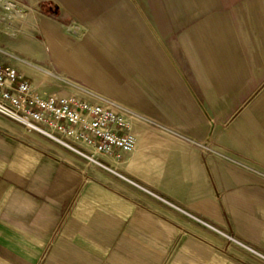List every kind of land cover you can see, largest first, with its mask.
Instances as JSON below:
<instances>
[{
  "label": "crops",
  "instance_id": "obj_1",
  "mask_svg": "<svg viewBox=\"0 0 264 264\" xmlns=\"http://www.w3.org/2000/svg\"><path fill=\"white\" fill-rule=\"evenodd\" d=\"M28 3L84 12L83 0ZM168 3L137 33L113 29L124 72L138 71L141 123L130 150L96 165L107 172L0 120V264H259L226 234L221 191L243 186H228L226 165L203 148L213 122L220 149L264 160V108L253 114L264 98V0ZM255 228L246 220L236 235L259 245Z\"/></svg>",
  "mask_w": 264,
  "mask_h": 264
},
{
  "label": "rangeland",
  "instance_id": "obj_2",
  "mask_svg": "<svg viewBox=\"0 0 264 264\" xmlns=\"http://www.w3.org/2000/svg\"><path fill=\"white\" fill-rule=\"evenodd\" d=\"M28 1L29 0H0V61L4 64L15 66L20 74L24 75L29 82H34L41 93H77L78 95L81 94L80 96L94 99L92 95L76 92L78 90L69 84L75 83L85 88L83 90L89 89L116 102L114 99H119L117 93L114 91H112V93L101 91L82 80L80 77L66 73L55 61L51 50L52 44L56 43L62 50L67 52L71 51L73 47L79 46L81 51L89 57L91 62H93L108 79L114 82L116 88L132 92L128 94L133 99H129L128 101L119 99V101L123 105L129 107L133 114L140 115L141 113L138 109L139 93H137L138 71L133 69L130 73L128 70L124 72L123 61L117 60V57H119L117 56L118 53H123L124 46L119 45V42L123 40L121 38H116L118 35L115 34H118V31L113 29L124 27V32L126 34H129V32L131 33V31L137 33V22H139V20L143 24L147 22L149 26L151 25L150 22L153 21V17H155L156 14V7L165 8L164 11L166 10L165 12L169 15V0H83L82 8L84 12L78 14L63 13L62 9H65L64 7H55L48 3H35V6H33L28 3ZM29 12L33 14V19H27L25 17ZM132 19L136 20V22H133ZM49 25L55 26L57 29L49 27ZM92 26L93 28L95 27L102 30L100 31L99 39H96L97 36L93 34ZM23 35L29 37V40L34 43H36L35 40H37L41 44V50L35 48L36 53L34 55H40L44 52L43 59L33 56V54H30L23 48V39L21 38ZM105 37L106 41L112 46L108 47L101 44V42H105ZM98 42H100V44H98ZM125 48L129 50L128 46H125ZM38 51H40V53H37ZM20 59L29 60L34 64L45 67L50 70L52 74L50 73V76H44L38 74L37 71H31L30 68L28 69V67L20 64ZM135 63L137 62H134V64ZM134 64H132V66ZM130 66L131 63L129 67ZM121 70H123L124 73H122ZM259 96L262 95H252L249 101L243 103V107L245 108V106H249L250 104L254 106V102H256ZM143 104L145 105L144 95ZM253 108H255V111H253L254 116L260 115L264 108V98L262 100L260 99L259 103ZM120 113L122 112L120 111ZM241 113L242 109L228 111L226 118L228 128L235 118L241 116ZM0 120L6 123L14 133L29 134L26 133L20 125L7 117L0 116ZM214 129L215 126L212 122L210 135L206 137V143L204 144L206 147L203 148L207 153L206 156H211L212 160L217 162L221 161L223 165H226L228 186H243V189L229 188L221 191V199L225 201L222 210L227 226L226 234L229 236V239L233 238L239 240L244 245L254 250L249 252L259 264H264V160L248 159L240 156L234 151L220 149L217 139L215 140L212 135ZM32 135L37 136V134ZM55 145L61 147L60 145ZM218 152L221 153L219 154ZM68 153L75 156L89 167L97 168L102 172L106 171L92 164L85 157L74 154V152L72 153V151L70 152L69 150ZM224 155H226V158H224ZM220 157L221 159H219ZM95 158L107 164L102 159L106 158L105 155L96 153ZM240 179H242V181ZM246 220L255 221V233L261 242L259 245H250L237 237L236 228L238 225L240 226V224H242L243 227V223L246 222ZM229 239L228 243L230 245L237 244Z\"/></svg>",
  "mask_w": 264,
  "mask_h": 264
},
{
  "label": "built area",
  "instance_id": "obj_3",
  "mask_svg": "<svg viewBox=\"0 0 264 264\" xmlns=\"http://www.w3.org/2000/svg\"><path fill=\"white\" fill-rule=\"evenodd\" d=\"M0 116L69 151L71 145L80 153L92 154L90 147L112 156L134 145L129 125L105 103L73 93H41L15 66L1 61Z\"/></svg>",
  "mask_w": 264,
  "mask_h": 264
},
{
  "label": "bare ground",
  "instance_id": "obj_4",
  "mask_svg": "<svg viewBox=\"0 0 264 264\" xmlns=\"http://www.w3.org/2000/svg\"><path fill=\"white\" fill-rule=\"evenodd\" d=\"M25 17L27 19H33L34 18L33 17V14H31V12H29V14L26 15ZM21 38L23 39V41H22L23 48L27 52H29L30 54H33L34 55L36 53L35 52V48H38L39 47L38 44H36L33 41L29 40V37H27L26 35H23ZM51 50H52L53 57L55 58V61L57 62V64L66 73L71 74V75H74V76H77V77H80L82 80L88 82L89 84H91L94 87L100 89L101 91H106V92H111V93H112V91H114L115 93H117L118 98L121 99V100H127L128 101L129 99H133L128 94V93H132V92L125 91L124 89H121V88H116L115 85H114V82L112 80L108 79L106 77V75L103 72H101V70H99L93 64V62H91V60L89 59V57L84 52L81 51V49L79 48V46H75V47L72 48L71 51L67 52V51L62 50V48H60V46H58L56 43H54V44L51 45ZM90 52H91V50H90ZM37 53H40V51H38ZM103 53H106V52H103ZM19 62H20V64L28 67V69L30 68L31 71H37L38 74H41V75H44V76H48V75L50 76L52 74V72L50 70L46 69L45 67L39 66L37 64H34L31 61H29V60L20 59ZM121 71H122V73H124L123 70H121ZM127 78H128V76H127ZM69 84L72 85V87H74L76 90H78L76 92H81V93H84V94L92 95L97 101L105 103L106 105H108L109 107H111L115 112H118L121 115L122 119L129 125L130 132L132 133L133 136L135 134H138L139 133V125L141 123L140 122V115L139 114H137V115L136 114H133V112L131 111V109L129 107L123 105L119 101V99L118 100L114 99L116 102H118V103H116L113 100L107 98L106 96H103V95H101L99 93L93 92V91H91L89 89L83 90L85 88H82L78 84H75V83H69ZM31 85H32V87L34 89L38 90L33 81L31 82ZM73 94H77V93H73ZM79 95H81V94H79ZM120 111L122 113H120ZM141 126H142V124H141ZM147 132H148V130H147ZM150 134H152V133H150ZM146 135H148V134H146ZM153 141H155V140H153ZM87 148L89 149V151H91V153L92 152L93 153L92 154L80 153L77 150L76 147L71 146V145L69 146V149L70 150L78 153L82 157L87 158L92 164L104 166V163L102 164L100 161H98L95 158V155H96L97 152L95 150H93L92 148H90V147H87ZM148 148L150 149V147H148ZM142 149H145V148H142ZM138 152H142V150L141 151H138ZM134 155H136V154L134 153ZM137 156H139V154H137ZM106 159H107V161H110L113 164H115V162H116V159L113 158L112 156L110 158H106ZM107 166H109V165H107Z\"/></svg>",
  "mask_w": 264,
  "mask_h": 264
}]
</instances>
